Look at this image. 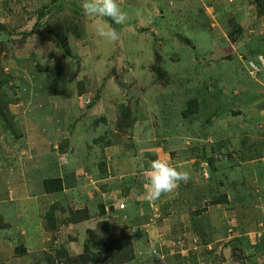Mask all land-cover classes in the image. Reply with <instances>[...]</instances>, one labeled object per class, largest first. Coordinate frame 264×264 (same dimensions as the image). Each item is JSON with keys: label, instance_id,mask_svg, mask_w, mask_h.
<instances>
[{"label": "rangeland", "instance_id": "obj_1", "mask_svg": "<svg viewBox=\"0 0 264 264\" xmlns=\"http://www.w3.org/2000/svg\"><path fill=\"white\" fill-rule=\"evenodd\" d=\"M117 2L119 25L85 16L82 0H0V264H264V0ZM99 23L119 39L99 37ZM32 54L45 78L63 76L46 97L67 112L60 172L78 167L96 183L82 175L74 191H40L38 173L52 171L25 148L19 104L17 67ZM190 99L198 109L185 117ZM157 157L191 178L152 200ZM86 208L96 217L72 224ZM88 228L123 257L89 254Z\"/></svg>", "mask_w": 264, "mask_h": 264}, {"label": "crops", "instance_id": "obj_2", "mask_svg": "<svg viewBox=\"0 0 264 264\" xmlns=\"http://www.w3.org/2000/svg\"><path fill=\"white\" fill-rule=\"evenodd\" d=\"M34 58V59H32ZM29 59H32L27 63V67L34 71L33 73H37L40 77V81L45 80V77L42 75L40 71V66L38 65L37 59L30 55ZM23 69V66H22ZM32 74L31 71L27 70ZM44 96V95H43ZM45 97V96H44ZM46 101V97L41 103L40 98V91L37 88H32L31 92L25 93L22 95V100L20 101V105H23V108L26 110V114H33V116H30V119L26 118V123L24 125L23 134L26 138V141L24 140L25 148H29V151L31 153L36 152L38 154H44L45 157H47V165L48 168L52 171L50 175H41L38 173L40 179H41V189L40 191L43 194H46L45 187H44V181L45 179H49V177H62L63 179V190L60 192H54L53 194H59L61 192H70L76 190V188L81 186V179L82 175H84L90 182H93L94 179H89V174H84V170L81 168H72L70 170H67L65 172H60L59 169V163L56 162V159L54 158V152H58L60 154L65 155V157L62 155V158L66 159L69 156V152L67 151H58L59 145H55L57 139L64 136V138H67L69 135L66 133V131L63 130V119L66 118V110L62 109L61 111H57V109L54 108H48L53 116L51 118L49 117L48 121H43V117H41L40 112H42V115H46L45 111L42 109L43 105ZM53 111V112H52ZM63 111V112H62ZM42 122L44 124H42ZM29 132V133H27ZM70 140V144H71ZM23 145V146H24ZM73 146V145H72ZM23 149V148H22ZM25 151V150H24ZM72 152L73 150L70 149ZM25 154V152L23 153ZM28 154V152H27ZM26 154V155H27ZM71 155L72 157L74 156ZM30 158V157H29ZM61 158V159H62ZM75 166V164H74ZM97 180H94V183H96ZM85 188L88 190L90 189V185L86 184ZM93 187L91 186V190ZM51 195V194H50ZM105 193L101 191V193L95 196V199H104Z\"/></svg>", "mask_w": 264, "mask_h": 264}, {"label": "trees", "instance_id": "obj_3", "mask_svg": "<svg viewBox=\"0 0 264 264\" xmlns=\"http://www.w3.org/2000/svg\"><path fill=\"white\" fill-rule=\"evenodd\" d=\"M261 4V3H259ZM2 26L0 25V28ZM51 30V29H50ZM49 30V31H50ZM51 34L53 35V38L55 39V41L58 43V45L63 49L64 51V55L67 56H72L73 54L71 53V49L69 48V40L66 36L63 35V33L61 32H55L51 31ZM33 56H35L34 54H32ZM30 56L24 57L21 62L22 64L19 65L17 67V69L19 70V72L22 74V76L20 77V81L21 84L19 85L22 89H23V94L25 93H30L31 89L33 88H37L40 91V98H41V103L43 102V100L45 99V97H48L49 95H52L53 92H58L57 88L55 87V82H57V80H60V78H63V76L61 75V73L55 72L52 73L54 74L50 79L48 77L45 78V80L40 81V77L39 75H37L36 71L35 73H33L34 71L30 70L27 67V63L29 61H31L32 59H29ZM23 66V69H22ZM40 66V65H39ZM60 66H62V64L60 63ZM158 72H162V68L160 65H156L154 67ZM27 70L31 71L32 74H30V72H28ZM43 70V69H42ZM41 71V70H40ZM41 73H43L41 71ZM44 74V73H43ZM46 76V74H45ZM44 76V77H45ZM29 79H33V81H30ZM62 92V90L60 91ZM45 97H44V96ZM47 102L45 101L44 105H43V110L45 111L46 115H42V112H40L41 117H43V121H48L49 117L51 118V116H53L50 112V110L48 108H50L49 106H47ZM187 111H183V115L185 117H189L192 116V114L194 112H196V110L198 109V104L196 99H190L187 101ZM53 112V111H52ZM30 116H33V114L29 113L28 117L31 118ZM64 151V150H61ZM212 163H214V160H212ZM44 187H45V191L46 192H60L61 190H63V179L62 177H54V178H49V179H45L44 181ZM96 200V199H95ZM97 206H99V212L98 214H100L101 216H106L109 214V209L110 207H108L105 205V201L103 199H97L96 201H94ZM54 206H52L51 210L48 211L47 216L49 220H54L55 219V211L54 210ZM71 214L75 215L73 217V221L72 224H78L79 223L82 225L83 223H85V221L91 220L94 217H96L94 215V213L90 210V208H86V209H82L81 211H79L78 215L75 214V211L72 210ZM99 218V216H98ZM68 220V219H66ZM3 224V222H2ZM0 224V228H2L4 225ZM98 228L97 229H101V230H105L107 232H110V225L109 222L107 220H100L98 222ZM93 231H95L94 229L88 228L87 229V233H88V237H87V242L86 245L84 243V246L86 248V250H89V254H94L95 258H98V256H104L103 258H111L110 261H113L116 256L119 257H123L122 253H119L118 255H116L115 251L118 250V247L115 245V242L113 241L111 246H107L105 241H103V237L101 238L100 235L93 233ZM93 233V234H90ZM97 236V240H93L91 239V236ZM80 235L78 234V237ZM120 240V239H118ZM98 247V251L96 254V249ZM22 248V247H21ZM119 264V263H118Z\"/></svg>", "mask_w": 264, "mask_h": 264}, {"label": "clouds", "instance_id": "obj_4", "mask_svg": "<svg viewBox=\"0 0 264 264\" xmlns=\"http://www.w3.org/2000/svg\"><path fill=\"white\" fill-rule=\"evenodd\" d=\"M81 7L88 17H107L117 25L127 20V13L120 8L117 0H82ZM95 31L99 37L112 42L117 41L120 35L117 29L106 27L103 23L97 24ZM146 177V195L152 200L174 191L180 182L187 183L191 178L187 171L160 157L151 162Z\"/></svg>", "mask_w": 264, "mask_h": 264}]
</instances>
